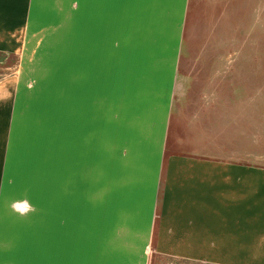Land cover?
<instances>
[{"label": "rangeland", "instance_id": "374dc122", "mask_svg": "<svg viewBox=\"0 0 264 264\" xmlns=\"http://www.w3.org/2000/svg\"><path fill=\"white\" fill-rule=\"evenodd\" d=\"M157 1L133 2L136 10L148 11L132 15L128 31L123 30L128 0L99 8L97 0H11L24 22L9 32L17 40V59L0 69V150L10 139L9 114L16 107L23 144L7 182H0V264H53L52 248L63 241L65 229L69 245L87 247L90 256L98 247L109 252L118 246L112 245L111 228L96 222L100 150L111 153L113 135L126 140L157 133L163 119L179 16L150 6ZM214 1V9L193 15L190 22L185 58L203 61L186 66L189 93L215 105L216 117L227 122V143L245 153L249 163L264 167V0ZM116 22L122 30L113 32L114 39L101 36L100 58L106 63L111 51L119 62L108 69L113 78H101L96 39L90 37L95 27ZM150 147L155 151V144ZM1 165L0 158V173ZM80 180L85 207L74 202L81 198ZM80 211L86 227L81 241L70 238ZM248 231L264 235V225ZM125 240L116 242L124 247ZM252 250L233 258L235 264H264V246ZM56 264L84 262L71 253L59 254Z\"/></svg>", "mask_w": 264, "mask_h": 264}, {"label": "crops", "instance_id": "0c3cea01", "mask_svg": "<svg viewBox=\"0 0 264 264\" xmlns=\"http://www.w3.org/2000/svg\"><path fill=\"white\" fill-rule=\"evenodd\" d=\"M110 1L113 7L114 0ZM110 1L97 0L98 8ZM134 1L128 0L124 15L129 22L127 28L123 24V30L132 29V15L147 14L148 10H136ZM159 5L163 14L179 16L172 79L163 91V119L157 133L126 140L113 135L111 153L100 150L103 165L98 166L96 222L111 228L112 245L118 243L119 247L115 245L109 252L98 247L90 256L87 247L69 245L65 229L63 241L52 248L53 264L59 254L65 258L71 253L84 264H235L233 258L251 248L250 253L258 252L264 246V235L248 231L264 225V167L249 163L245 153L227 143V122L216 117L215 105L189 93L192 79L186 66L203 61L185 58L190 45V22L193 15L209 13L206 8L214 9L215 1L158 0L150 6ZM18 8L11 0H0V69L17 59V40L9 32L24 22V14ZM94 30L96 33L90 38L96 39L97 71L102 72L101 78H113L110 73L119 58L112 57L109 51L111 58L101 64L104 60L100 40L101 36L114 39L113 32H120L121 24L101 25ZM119 44L117 41L116 45ZM177 78L181 79L180 91H176ZM186 91L189 102L185 106L182 100ZM16 111L17 107L14 112L10 110L14 127L0 150L2 185L7 182L23 144L20 129L15 127ZM150 144H155V151ZM79 184L81 198L74 202L85 207L82 180ZM74 226L70 238L81 241L86 230L81 211L74 216ZM121 238L126 239L122 242L124 247L116 242Z\"/></svg>", "mask_w": 264, "mask_h": 264}]
</instances>
